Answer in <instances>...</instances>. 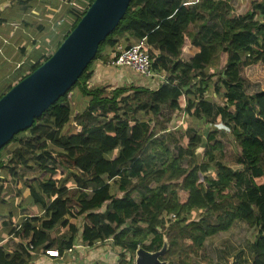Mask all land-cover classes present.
<instances>
[{
	"label": "trees",
	"instance_id": "trees-1",
	"mask_svg": "<svg viewBox=\"0 0 264 264\" xmlns=\"http://www.w3.org/2000/svg\"><path fill=\"white\" fill-rule=\"evenodd\" d=\"M93 1L79 0L82 10L73 16L62 40ZM231 1L197 0L189 5L185 0H131L78 81L0 149V167L8 169L10 177L22 179L17 167L40 172L24 182L32 202L44 209L42 217L20 225L19 236L27 242L22 253L8 255L0 249V264H29L32 253L48 256L52 250L57 255L50 258L59 259L73 248L79 231L75 221L80 217L82 243L111 241L118 264H133L126 254L134 255L140 247L159 250L163 238L168 250L161 260L214 264L203 256L205 240L242 220L255 230L251 264H264V90L238 91L243 84L239 66L264 65V0H253L250 10L238 17L230 16ZM131 37L143 41L154 70L167 74L166 82L155 90L142 83L89 88L93 63L99 59L105 63ZM48 53L41 52L17 70L13 84L1 86L0 98L45 62L52 55ZM217 71L225 90L222 106L204 95L212 89L215 98L219 96L220 87L211 81ZM75 87L86 103L73 117L68 97ZM163 108L169 112L166 118ZM175 112L219 123L231 138L233 158L226 159L216 128L205 138L182 135L170 150L167 139L157 137L167 131ZM72 121L79 131L67 134L65 128ZM13 142L17 146L6 161L3 150ZM63 173L72 178L71 187L64 185ZM114 182L120 197L111 193ZM164 214L175 215L166 227ZM56 227L66 230L67 236L57 244L52 237Z\"/></svg>",
	"mask_w": 264,
	"mask_h": 264
},
{
	"label": "crops",
	"instance_id": "crops-1",
	"mask_svg": "<svg viewBox=\"0 0 264 264\" xmlns=\"http://www.w3.org/2000/svg\"><path fill=\"white\" fill-rule=\"evenodd\" d=\"M75 1L0 0V88L4 86L2 85L4 82L11 81L10 67H17L29 59L39 57L34 56V53L40 44L44 43L50 47L49 49H54L56 44L62 41L65 31L72 26L73 16L78 11L76 8L82 6L81 3H75ZM124 44L125 42L121 43L122 46ZM106 62L99 59L93 63V75L87 83L89 88L138 87L142 83L145 88L155 90L160 86L159 84L150 86L143 78L138 77L129 69L108 67ZM213 96H215L214 93ZM81 98L84 100L81 103L85 105V97ZM72 132H78L73 121L65 128V133ZM3 156L6 159L8 157L4 154ZM37 171L36 168L27 170L17 167L16 172L22 176V179L19 176L14 179L10 177L8 169L0 167V249L5 254L22 253L27 242L19 236L20 225L26 219L42 217L44 214V209L32 202L29 189L24 182L36 179ZM239 222L241 221H236L227 232L207 238L204 246L220 237L224 238ZM249 230L253 231L250 228ZM106 244L107 249H103L105 245L100 242L93 246L78 244L81 247L77 248V251L65 252L59 259L50 258L57 255L56 250L49 251V257L41 253H32L29 264H114L117 254L111 248L112 243ZM69 256L71 259L68 258ZM107 260L111 263H107ZM213 262L223 264L222 261L214 260Z\"/></svg>",
	"mask_w": 264,
	"mask_h": 264
},
{
	"label": "water",
	"instance_id": "water-1",
	"mask_svg": "<svg viewBox=\"0 0 264 264\" xmlns=\"http://www.w3.org/2000/svg\"><path fill=\"white\" fill-rule=\"evenodd\" d=\"M131 0H94L52 55L0 98V149L15 134L31 127L79 79L98 46L123 18ZM168 242L157 251L138 248L134 264H167L161 260Z\"/></svg>",
	"mask_w": 264,
	"mask_h": 264
},
{
	"label": "rangeland",
	"instance_id": "rangeland-1",
	"mask_svg": "<svg viewBox=\"0 0 264 264\" xmlns=\"http://www.w3.org/2000/svg\"><path fill=\"white\" fill-rule=\"evenodd\" d=\"M185 1L187 2V4L193 5L197 0H185ZM252 1L253 0H232L230 2V5L233 7V11L230 14V16L231 17H238L241 15H244L247 11L250 10ZM75 3H79V0H76ZM76 9L78 11L82 10V8H80V7L76 8ZM78 11H77V14H78ZM124 46H131L132 48L133 47H140L141 49L146 50V48H144L145 46L143 44V41H141L140 39H137L136 37H131V39H129L128 42H125ZM47 47H48V45H46L44 43L40 44L38 46L37 50L35 51L34 56H39L40 52H43V51L46 52V50H48V52H49L47 55L50 56L51 53H53L55 51V49H53V48L46 49ZM50 50H52L53 52L51 51V53H50ZM146 51H148V50H146ZM27 64H28V62L21 63V65H19L17 67H15V66L10 67L11 81L12 80L14 81L16 79L17 70H21L22 68H26ZM206 70H207V72H209L208 68ZM218 71H221V70H218ZM218 71L215 72V75L211 81H212V83L214 82L218 85V87H220L219 96L217 98H215V96H213V90L212 89L207 91L204 95L212 103L216 104L217 106H222L224 103L223 94H224L225 90H224V88L221 87L222 80L219 79L220 72H218ZM239 73H240V77L243 79L242 87L238 88V91L240 93L253 94L255 92L264 90V65L263 64L251 65L248 67H243L240 65L239 66ZM11 81L8 80L7 82H4L2 85H4V86L12 85L13 82L11 83ZM111 88L114 89L116 87H111ZM81 97H83V96L81 95L78 87L73 88L71 90V92L69 93L68 102L70 103L73 117H74V115H77V113L79 114V112L81 110L83 111V109H84V104L81 103L84 100H82ZM162 111H163V114H162L163 118H166L169 116V112L165 108H163ZM139 119L145 120L147 118L139 116ZM160 121H162V118L160 119ZM212 128H216L219 130V137L224 142V151H225L226 159L227 160L232 159L234 154H235V151H234V148L231 144V138L229 137V135L224 132V129L219 125V123L216 122L214 125L209 124L205 118H201L199 116L198 117H195V116L188 117L183 112L172 113L171 114V122L167 125V131L164 132L163 134L159 135L157 138L159 139L162 137V139H164V140L167 139V141L165 142V145L170 150L174 151L173 149L179 145L177 141H179V138L182 135H185L188 137H193L194 135L198 134V135L202 136L203 138H205L207 133ZM167 135L169 137L173 138V141L168 140ZM164 137H166V138H164ZM16 146L17 145L15 142L9 144L3 150V154L10 157L12 150ZM203 151H204L203 147H201V146L198 147L197 153L200 156V160L202 158ZM2 157H5V156H2ZM9 157H7L6 161L9 159ZM182 166H184V164ZM39 174H40V172L37 171V174L35 177H39ZM211 174H212V172L208 171L207 175L209 176V179H212ZM61 178L66 179L64 182V185H66L68 187H71L73 185L72 178L67 176V173H63ZM117 187H118V184L116 182H114L111 185V193L120 197L121 194L117 193V189H118ZM236 188L237 187L233 188L234 192L237 191ZM133 196L135 197L136 201L139 199L135 194H133ZM182 197H183V195H182ZM103 209H104V206H103L102 210ZM198 215H199V213L197 212L193 216L197 217ZM240 221L241 222L237 223L235 225L234 229L231 230V232H229L227 235H225L224 238L220 237L216 241L209 242L207 244V246H204L203 256H208L213 261L214 260L218 261V262L222 261L223 264H250V261L252 259L250 244H251V241H253V239H255V230L254 229H253V231L249 230V228H247L246 223L242 220H240ZM75 223L77 224L79 231H78V234L75 238L73 248L70 251L71 253H74L75 250L76 251L78 250L77 248L81 247V246L79 247L78 244H82L81 243L82 242L81 241V232H82V226L84 224V221L80 217L75 221ZM65 235H66V230H62L59 227H56V229L52 233V237L57 241L56 244L58 242H60L61 240L65 239L67 237L66 236L64 238ZM106 243L111 244L112 242L107 240L105 243H102V244L107 246ZM146 243H148V242H146ZM54 248H56V247L54 246ZM68 258H70V256ZM126 259L127 260L133 259V264H134L135 254L131 255V254L127 253ZM192 262H194L196 264L195 259H193ZM107 263H111V261L107 260ZM114 264H118V256H117V260ZM167 264H177V263H169L168 262Z\"/></svg>",
	"mask_w": 264,
	"mask_h": 264
},
{
	"label": "built area",
	"instance_id": "built-area-1",
	"mask_svg": "<svg viewBox=\"0 0 264 264\" xmlns=\"http://www.w3.org/2000/svg\"><path fill=\"white\" fill-rule=\"evenodd\" d=\"M106 65L116 69H129L138 77L143 78L150 86L156 84L163 85L167 78L164 71L157 72L154 70L148 51L143 50L140 47L125 49V46L118 45L116 49L111 52ZM77 128L79 131V127ZM161 220L164 221L163 225L166 227L168 223L175 220V215L164 214L161 217ZM71 249L67 250L66 253L70 252Z\"/></svg>",
	"mask_w": 264,
	"mask_h": 264
}]
</instances>
